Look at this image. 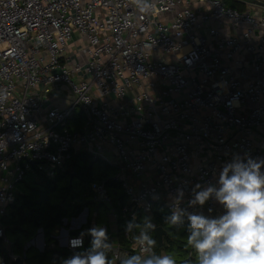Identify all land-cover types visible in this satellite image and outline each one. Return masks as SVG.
<instances>
[{
	"label": "built area",
	"instance_id": "obj_1",
	"mask_svg": "<svg viewBox=\"0 0 264 264\" xmlns=\"http://www.w3.org/2000/svg\"><path fill=\"white\" fill-rule=\"evenodd\" d=\"M239 1L0 0V264L37 235L17 255L4 224L27 173L64 175L78 151L116 169V187L83 194L105 208L114 264L139 251L118 221L142 212L157 227L177 189L179 207L223 213L212 199L188 207L195 185L216 184L237 155L264 158V0ZM90 216L86 206L55 228L56 264L86 250Z\"/></svg>",
	"mask_w": 264,
	"mask_h": 264
},
{
	"label": "clouds",
	"instance_id": "obj_2",
	"mask_svg": "<svg viewBox=\"0 0 264 264\" xmlns=\"http://www.w3.org/2000/svg\"><path fill=\"white\" fill-rule=\"evenodd\" d=\"M141 7H150L145 0H136ZM264 158L235 156L225 163L214 185H195L188 207H203L210 199L224 210L212 217L203 212H189L179 207L183 189H177L171 214L165 224L179 229L188 222L187 246L195 253V260L184 264H264ZM212 210L209 209V212ZM156 225L150 217L141 223L136 217L126 223V232L135 233L134 243L139 251L125 256L121 264H177L168 253L157 252L156 240L151 233ZM92 237L90 248L74 254L63 264H114L111 258L114 244L109 241L107 229L95 226L88 229ZM82 238L70 244L82 246Z\"/></svg>",
	"mask_w": 264,
	"mask_h": 264
},
{
	"label": "trees",
	"instance_id": "obj_3",
	"mask_svg": "<svg viewBox=\"0 0 264 264\" xmlns=\"http://www.w3.org/2000/svg\"><path fill=\"white\" fill-rule=\"evenodd\" d=\"M228 6L238 10L245 7L242 3L235 0H224ZM116 169L108 163L101 160H92L89 154L84 151H78L72 155L67 162V171L64 175L56 176L54 179H46L37 172H30L29 175L19 186L20 195L9 208V214L4 220L6 226V235L12 242V251L17 255L22 254V247L26 241L32 239L38 229H42L47 244L53 239L51 234L56 227L62 224V219H70L77 216L86 206L93 205L90 198L83 197L87 191L90 182L105 181L109 188L116 187L112 176ZM67 177L70 182L78 180L80 194L76 198L72 194V188L58 187L57 181ZM123 200V197H121ZM100 206H97L99 210ZM170 215L161 207H157L153 217L157 226L166 230L167 234L163 237V245H158L157 239L152 232L153 239L156 240V251L164 250L166 253L173 255L177 259V264H184L185 261L195 260L194 251L187 246V242L180 240L175 235V229L165 224V217ZM147 217L140 212L137 223H141ZM129 222V221H128ZM127 222L118 221V238L123 241L122 228ZM135 234V233H134ZM91 241L86 238V249L90 248ZM32 251V252H31ZM54 250L37 252L32 247L27 249L25 254L26 261H32L35 264H56L63 260L65 253L57 251V258L53 257ZM29 263V262H28ZM14 264V263H11Z\"/></svg>",
	"mask_w": 264,
	"mask_h": 264
},
{
	"label": "rangeland",
	"instance_id": "obj_4",
	"mask_svg": "<svg viewBox=\"0 0 264 264\" xmlns=\"http://www.w3.org/2000/svg\"><path fill=\"white\" fill-rule=\"evenodd\" d=\"M236 1H239V0H236ZM83 124H84V118L81 117V115L77 114V119L75 121H72L71 123H69V127L72 130H77V129L82 128ZM29 174H30V172L27 173V175H29ZM27 175H26V177H27ZM57 185H58V187H62L64 185H66V187H69V185H70V187L72 188V194L75 195V199L81 200L80 198H76L80 194V186L78 185L77 179H75L73 182H70L67 177H64L60 181H57ZM94 212L98 213V217L95 220L96 226H105L107 229H110V224H109V221L107 219L104 206H100V208L98 210L97 206H95V204L91 205L89 207V215H91L90 220L92 219V214ZM69 226L70 225L68 224V228H69ZM65 227H67V226H65ZM89 227H90V224H89ZM107 232L110 234L109 230ZM36 234L37 235L34 237L33 242L31 243V246L34 248H37V247L40 248L41 247L40 243L42 241L44 244V238L42 240V233L41 232H39V233L37 232ZM188 234L189 233L187 232L185 226H183L179 229H175L176 237L180 240L185 241V242H187L186 238H187ZM90 246H91V244H90ZM48 248H52V247L48 245ZM27 264H34V263L32 261H27Z\"/></svg>",
	"mask_w": 264,
	"mask_h": 264
},
{
	"label": "water",
	"instance_id": "obj_5",
	"mask_svg": "<svg viewBox=\"0 0 264 264\" xmlns=\"http://www.w3.org/2000/svg\"><path fill=\"white\" fill-rule=\"evenodd\" d=\"M82 232L85 233L87 237H89L88 229L85 228V229L82 230ZM153 233H154L155 238L157 239L158 245L160 247H162V245H163V237L166 236V234H167L166 230L163 229L161 226H157V227H155ZM15 262H16V264H25L24 263V259L19 257V256H17L15 258Z\"/></svg>",
	"mask_w": 264,
	"mask_h": 264
},
{
	"label": "crops",
	"instance_id": "obj_6",
	"mask_svg": "<svg viewBox=\"0 0 264 264\" xmlns=\"http://www.w3.org/2000/svg\"><path fill=\"white\" fill-rule=\"evenodd\" d=\"M96 206V205H95ZM41 229V228H40ZM39 230V229H38ZM36 235V234H35ZM43 238H44V233H43V230H42V240H43ZM52 243V242H51ZM51 243L50 244H47L46 243V241H45V238H44V244H43V241L40 243L41 244V247L40 248H34V247H32L34 250H36L37 252H45V251H51V252H53L54 250H56L55 248H48V245L49 246H51ZM44 245V246H43ZM42 249V250H41ZM26 256V255H25ZM56 256H57V250H56V252L53 254V257L54 258H56ZM24 259V263L25 264H27V261H26V258L24 257L23 258ZM11 263H14V264H16V262H15V260L14 261H9L8 260V264H11ZM35 264V263H34Z\"/></svg>",
	"mask_w": 264,
	"mask_h": 264
}]
</instances>
